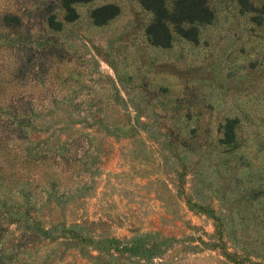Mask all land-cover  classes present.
<instances>
[{
	"label": "rangeland",
	"instance_id": "374dc122",
	"mask_svg": "<svg viewBox=\"0 0 264 264\" xmlns=\"http://www.w3.org/2000/svg\"><path fill=\"white\" fill-rule=\"evenodd\" d=\"M205 3L0 0L6 264H264V0Z\"/></svg>",
	"mask_w": 264,
	"mask_h": 264
},
{
	"label": "trees",
	"instance_id": "16d2710c",
	"mask_svg": "<svg viewBox=\"0 0 264 264\" xmlns=\"http://www.w3.org/2000/svg\"><path fill=\"white\" fill-rule=\"evenodd\" d=\"M77 1L86 0H61V5L65 10L64 20L71 21L76 16L73 12L71 5ZM139 3L146 9L152 11L154 19L146 27V34L152 43L167 45L170 39L169 28L167 23L174 24L175 29H180L179 24L183 22L192 21H209L212 18L211 10L206 6L205 0H176L173 5L172 11H168L163 3V0H138ZM187 1V2H185ZM181 2H185L184 9L179 6ZM117 9L113 5H103L94 9L91 13V18L94 24L104 23L105 20L115 15ZM48 24L51 28L57 29L60 24L55 21L53 15L48 16ZM16 116V115H14ZM18 118V117H17ZM54 149L51 150V157L65 158L68 154V150ZM65 151H67L65 155ZM46 157V155H45ZM28 201V198H27ZM3 202V201H2ZM24 213H28L26 205L23 206ZM44 231L43 229H41ZM36 233V232H34ZM36 235V234H35ZM1 250V247H0ZM0 264H6L3 258L0 256Z\"/></svg>",
	"mask_w": 264,
	"mask_h": 264
}]
</instances>
